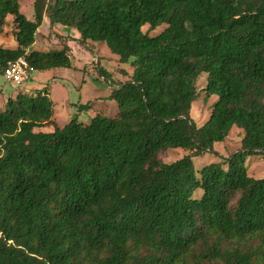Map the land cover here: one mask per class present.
<instances>
[{
  "label": "trees",
  "instance_id": "1",
  "mask_svg": "<svg viewBox=\"0 0 264 264\" xmlns=\"http://www.w3.org/2000/svg\"><path fill=\"white\" fill-rule=\"evenodd\" d=\"M8 15L16 46L0 45L1 76L19 58L33 71L70 68L69 38L32 49L44 19L133 70L112 93L115 118L41 132L53 118L46 90L4 102L0 264H264V177L244 166L264 159V0H34L33 21L0 0V29ZM145 25L163 27L149 36ZM201 73L217 99L197 126ZM233 126L243 137L226 168L195 171L193 157ZM171 149L188 154L163 162Z\"/></svg>",
  "mask_w": 264,
  "mask_h": 264
},
{
  "label": "rangeland",
  "instance_id": "2",
  "mask_svg": "<svg viewBox=\"0 0 264 264\" xmlns=\"http://www.w3.org/2000/svg\"><path fill=\"white\" fill-rule=\"evenodd\" d=\"M19 12L29 21H33L34 0H17ZM6 23L0 29V45L5 48L16 46L13 30V16L8 15ZM37 31L36 40L32 49L45 52H55L62 49L59 38H70L72 49L69 52L70 68H56L45 71H33L29 78L20 86L14 87L0 75V109L7 98H14L18 92L36 94L38 90H46L53 106L52 123L36 129L41 132H52L55 127L61 128L69 121L86 124L95 116L115 118L119 109L112 93L120 84L127 82L132 74L129 62H118L104 43L88 42L86 47L80 46L77 40L69 35L63 36L55 32H48L49 25L45 19ZM163 26L148 30V26L141 27L142 33L154 36L162 30ZM51 29V27H50ZM61 29L71 36L79 38V34L70 28L62 26ZM40 31V33H38ZM59 32V31H58ZM44 33V34H42ZM46 34V35H45ZM44 40V41H43ZM57 40L58 43L53 41ZM100 72H104L102 76ZM197 98L192 103L190 117L197 125H202L208 118L212 105L216 101L215 95L206 97V74L201 73L196 79ZM243 132L233 126L227 136L215 142L211 152L194 156L192 159L194 170L197 171L208 164L218 163L223 169L227 166V159L240 149ZM182 149L168 150L162 157L163 162L171 163L187 155ZM244 166L247 174L255 179L264 177V159L257 154L247 155ZM201 191L196 193L200 196Z\"/></svg>",
  "mask_w": 264,
  "mask_h": 264
},
{
  "label": "built area",
  "instance_id": "3",
  "mask_svg": "<svg viewBox=\"0 0 264 264\" xmlns=\"http://www.w3.org/2000/svg\"><path fill=\"white\" fill-rule=\"evenodd\" d=\"M32 72L33 69L30 67L26 59L19 58L7 63L3 70V77L12 86L17 87L26 81Z\"/></svg>",
  "mask_w": 264,
  "mask_h": 264
},
{
  "label": "crops",
  "instance_id": "4",
  "mask_svg": "<svg viewBox=\"0 0 264 264\" xmlns=\"http://www.w3.org/2000/svg\"><path fill=\"white\" fill-rule=\"evenodd\" d=\"M47 20V19H46ZM45 19L43 20V25H45ZM47 22H48V24H50L49 23V21L47 20ZM50 25H49V30H48V32L50 33L51 31L52 32H55V33H58V34H60V35H63V36H67V35H69L73 40H77L78 39V37L77 36H75V35H73V36H71V32H70V34L68 33V32H66V31H64L65 29H61V25H53L52 27H51V29H50ZM59 31V32H58ZM38 33H40V31L38 32ZM42 34H44V33H42ZM37 35V34H36ZM46 35V34H45ZM70 39V38H69ZM35 40H36V36H35ZM71 40V39H70ZM44 41V40H43ZM53 42H55V43H58L57 42V40H55V41H53ZM70 42H68V46L70 47V51H71V49H72V47H71V45L69 44Z\"/></svg>",
  "mask_w": 264,
  "mask_h": 264
}]
</instances>
